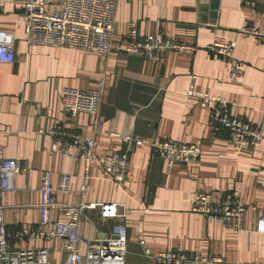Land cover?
Wrapping results in <instances>:
<instances>
[{"label":"crops","instance_id":"0c3cea01","mask_svg":"<svg viewBox=\"0 0 264 264\" xmlns=\"http://www.w3.org/2000/svg\"><path fill=\"white\" fill-rule=\"evenodd\" d=\"M19 18L17 5L0 8V30L16 39L14 61L0 63V160L20 163L17 189L0 194L6 226L14 229L38 224L45 171L51 172L56 188L61 174L71 176L69 190L57 191L59 205L80 203L84 165L52 150L56 138L51 131L65 117L63 88L89 89L105 78L96 153L126 149L120 138L106 132L150 141H199L203 148L198 160L171 169L149 145L134 148L122 184L112 181L100 163L92 164L87 201L127 206L123 220L128 228L127 264H155L144 255L145 248L154 253L180 249L219 256L224 259L222 264H264V233L256 231L258 218L264 217V142L255 151L235 147L224 134L214 131L208 109L186 95L195 74L196 90L235 101V115L254 123L264 121V49L260 38L241 32L246 22L264 31V1L120 0L114 49L108 57L69 47L29 46L18 26ZM133 27L141 35L161 31L195 45L196 51H168L154 59L129 56L124 48ZM215 34L237 42L234 54L242 63L243 74L235 80L209 49ZM95 119L82 112L67 124L89 136L94 133ZM231 190L240 191L250 208L242 233L236 235L190 211L196 192H208L219 199ZM252 206L258 209L254 211ZM52 217H60L56 209ZM114 223L103 219L99 210H89L81 220L80 234L103 238ZM43 247L49 250V264H63L66 252L61 240L22 239L9 246L11 250Z\"/></svg>","mask_w":264,"mask_h":264},{"label":"built area","instance_id":"2783aa9c","mask_svg":"<svg viewBox=\"0 0 264 264\" xmlns=\"http://www.w3.org/2000/svg\"><path fill=\"white\" fill-rule=\"evenodd\" d=\"M120 0H0V8L6 4H15L19 8V28L25 32L29 46L69 47L94 52L108 57L114 49L117 14ZM240 3H256L259 0H239ZM264 1V0H262ZM241 32L260 38L264 49V31L246 22ZM129 43L124 51L129 56L154 59L168 51L181 53L195 52L196 46L174 38L161 31L141 35L133 27L129 32ZM237 42L223 35L215 34L210 51L218 56L227 66L230 77L235 80L243 74L242 63L235 57ZM16 39L12 34L0 30V63L14 61ZM197 76L192 74L186 95L195 97L208 109L210 124L214 131L221 132L237 148L258 150L264 142V121L254 123L243 116L232 113L235 101L223 96L210 95L196 90ZM106 90L105 78L98 79L96 85L89 89L65 87L61 92L64 111L63 123L54 128L55 135L52 150L81 161L85 176L80 187L79 204L62 205L57 203V191H68L71 184L69 174H61L59 187L53 184L52 174H42L40 219L35 227H16L10 229L4 221L5 206L0 201V264H49L48 248L11 250L12 241L28 239L32 241L61 240L66 252L63 264H127L129 253L128 228L123 220L127 214L125 203H93L87 201L90 188V168L93 163L102 165L105 173L116 184L126 181L130 167V151L149 145L171 169L180 163L198 160L203 153L201 142L187 143L180 139H154L132 134L121 135L106 132L111 137L120 138L126 149L107 154L95 151V134L101 123L99 115ZM188 109V107H186ZM95 116L94 133L86 136L68 127L80 113ZM1 131V126H0ZM2 149L0 148V155ZM20 172L17 160L3 158L0 160V194L13 192L16 177ZM56 209L59 218L53 219L52 210ZM238 190L227 192L222 198H215L204 191L196 192L190 200V211L202 215L206 220L230 229L234 234L242 233L244 216L249 210ZM256 211L258 208L251 207ZM99 210L106 220H114L109 234L104 238L90 239L80 234V223L87 211ZM256 231L264 233V217L257 220ZM145 245V242H141ZM84 246V249L82 248ZM144 255L155 264H222L224 259L213 255L189 253L180 249L152 252L144 249Z\"/></svg>","mask_w":264,"mask_h":264},{"label":"water","instance_id":"95a60500","mask_svg":"<svg viewBox=\"0 0 264 264\" xmlns=\"http://www.w3.org/2000/svg\"><path fill=\"white\" fill-rule=\"evenodd\" d=\"M104 238V237H103Z\"/></svg>","mask_w":264,"mask_h":264}]
</instances>
